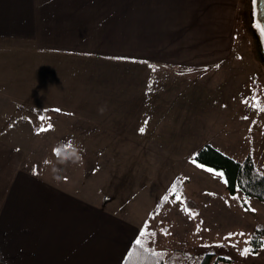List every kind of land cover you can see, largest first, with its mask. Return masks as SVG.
<instances>
[{
    "label": "crops",
    "instance_id": "obj_1",
    "mask_svg": "<svg viewBox=\"0 0 264 264\" xmlns=\"http://www.w3.org/2000/svg\"><path fill=\"white\" fill-rule=\"evenodd\" d=\"M246 4L247 0H0V54L96 58L98 99L92 105L84 102L83 108H57L145 110L147 125L157 126L163 111L179 108V103L156 96L154 87L193 86L195 76L214 79L216 86L217 78L222 81L232 73L234 36ZM192 91L186 89L182 108L192 107ZM5 92L0 89V94ZM13 98L19 93L6 99ZM17 102L19 111L23 103ZM103 111L112 118L67 123L65 130H57L55 142L102 140L105 133L135 135L128 119ZM16 140L0 131V264L201 263L205 252L200 239L190 234L212 219L208 213L215 202L199 196L189 204L178 192L195 191L200 184L177 186L170 199L174 206L169 203L167 209L161 202L176 183L123 185L114 196L96 188L79 192L67 171L58 181L27 170L25 152L10 144ZM168 222L175 223L174 231H168ZM138 239L143 245L136 244Z\"/></svg>",
    "mask_w": 264,
    "mask_h": 264
},
{
    "label": "rangeland",
    "instance_id": "obj_2",
    "mask_svg": "<svg viewBox=\"0 0 264 264\" xmlns=\"http://www.w3.org/2000/svg\"><path fill=\"white\" fill-rule=\"evenodd\" d=\"M256 4L247 0L234 36L237 54L232 61V73L222 81L217 78L216 86L214 79L195 76L193 86L154 87L156 96L167 101L172 98L179 103V108L163 111L164 119L160 116L157 126L147 125L149 118L145 110L103 111L114 114L115 119H128L127 126L130 125L135 134L130 136L105 133L102 140H54L57 130H65L67 123L79 124L87 120L93 123L98 118H112L97 110L57 108L58 104L83 108L84 102L90 101L92 105L91 102L98 99L96 58L79 61L76 55L54 58L55 55L23 51L0 54V89L6 91L0 94L4 108L0 110L1 133L4 137L18 139L10 144L25 152L27 170L35 169L58 181L65 174L62 172L67 171L68 179L79 192L96 188L102 195L114 196L123 185L138 187L148 182L152 187L153 183L165 187L167 182L176 183L168 191V199L161 202L167 209L169 203L174 206L170 199L177 186L200 184L195 191L178 192H182L181 197L189 204L199 196L215 202L208 213L212 219L200 225L196 223L198 231L190 234L196 241L200 239L202 251L229 258L226 264H264V244L253 252L249 236L258 223L264 225V201L247 197L242 191L230 193L224 175H218L222 170L202 167L193 159V155L209 142L238 160L252 155L264 172V110L251 105L252 83L258 81L264 88V62L252 30L256 26L252 24ZM176 80L182 79L176 77ZM197 82L203 85H196ZM191 88L192 107L182 108L186 89ZM13 92H18L19 98L7 100ZM20 101L23 104L18 111L15 102L19 104ZM211 102L213 105L209 107ZM48 125L53 127L49 129ZM181 203L183 208H188L184 200ZM167 224L168 231H174L175 223ZM263 233H259L261 237ZM245 247L251 249L247 255L241 254Z\"/></svg>",
    "mask_w": 264,
    "mask_h": 264
},
{
    "label": "trees",
    "instance_id": "obj_3",
    "mask_svg": "<svg viewBox=\"0 0 264 264\" xmlns=\"http://www.w3.org/2000/svg\"><path fill=\"white\" fill-rule=\"evenodd\" d=\"M255 96L264 100V88L258 81L252 83L251 105L254 109ZM193 159L199 164L214 167L222 170L226 187L230 193L235 194L242 191L247 197H254L264 201V172L259 168L252 155L243 160H238L229 154H226L213 143H206L194 155ZM227 181V182H226ZM264 232V225L258 223L256 229L249 234L251 249L257 251L261 244H264L263 237L259 233ZM229 258L223 256H214L207 252L202 256L200 264H226ZM160 264H163L161 261Z\"/></svg>",
    "mask_w": 264,
    "mask_h": 264
},
{
    "label": "snow or ice",
    "instance_id": "obj_4",
    "mask_svg": "<svg viewBox=\"0 0 264 264\" xmlns=\"http://www.w3.org/2000/svg\"><path fill=\"white\" fill-rule=\"evenodd\" d=\"M254 3H260V4H264V0H253ZM256 27L258 29H260L261 31H264V15H259L258 18L255 21ZM255 100V104L254 106L259 108L260 110H264V100H262L261 97L259 96H255L253 98ZM52 125H48L47 128H52ZM41 129H37V131H40ZM46 130V129H45ZM144 129H141V131H143ZM57 153H59V150L56 149ZM203 167V165H202ZM211 171L216 172L217 170L212 169ZM218 175L223 177V173L219 172ZM227 182V181H226ZM254 210V209H253ZM229 235H234L233 233H229ZM241 235H243V233H241ZM137 245H143V240L142 239H138L136 241ZM249 251H251L250 248L245 247L244 249H241V254L243 255H247L249 253Z\"/></svg>",
    "mask_w": 264,
    "mask_h": 264
},
{
    "label": "flooded vegetation",
    "instance_id": "obj_5",
    "mask_svg": "<svg viewBox=\"0 0 264 264\" xmlns=\"http://www.w3.org/2000/svg\"><path fill=\"white\" fill-rule=\"evenodd\" d=\"M255 8H257V12L254 10L253 18H252V24L253 25L255 24V21H256V19L258 18L259 15H264V4H260V3L257 2ZM254 27H256V26H254ZM255 29H256L257 33L259 34L260 38L262 39L261 46H262V53L264 55V31H261L257 27Z\"/></svg>",
    "mask_w": 264,
    "mask_h": 264
},
{
    "label": "water",
    "instance_id": "obj_6",
    "mask_svg": "<svg viewBox=\"0 0 264 264\" xmlns=\"http://www.w3.org/2000/svg\"><path fill=\"white\" fill-rule=\"evenodd\" d=\"M252 30H253L254 37L256 38L257 43H258L259 56H260L261 60L264 62V55L262 53V46H261L262 39L260 38L259 34L257 33V31L254 27L252 28Z\"/></svg>",
    "mask_w": 264,
    "mask_h": 264
},
{
    "label": "clouds",
    "instance_id": "obj_7",
    "mask_svg": "<svg viewBox=\"0 0 264 264\" xmlns=\"http://www.w3.org/2000/svg\"><path fill=\"white\" fill-rule=\"evenodd\" d=\"M101 111H103V108H101Z\"/></svg>",
    "mask_w": 264,
    "mask_h": 264
}]
</instances>
